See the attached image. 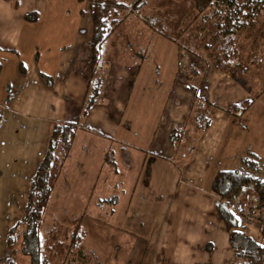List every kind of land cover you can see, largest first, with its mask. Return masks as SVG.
<instances>
[{
    "label": "crops",
    "instance_id": "1",
    "mask_svg": "<svg viewBox=\"0 0 264 264\" xmlns=\"http://www.w3.org/2000/svg\"><path fill=\"white\" fill-rule=\"evenodd\" d=\"M17 9L18 1L6 5V0H0V53L7 51L12 55L0 59V221L13 216L12 207L24 208L29 179L45 150L52 125L57 121L76 120L69 155L53 183L46 207L56 197L55 189L60 187L62 204L77 200L82 205L93 206L91 213H98L95 206L105 198H101L99 191L103 186L108 191L106 198H111L106 202L108 220L114 227V236L124 237L125 249L130 248L131 256L127 258L131 264H237L232 260L224 223L216 214L218 195L211 181L218 170L234 169L231 165L237 161L241 165L243 156L237 157L229 150L234 135L232 129L227 128L228 119L213 120L219 114L206 104L200 106L201 112L190 113L189 109L199 104L196 99H189L188 105L183 104L181 108L187 109L185 114L190 117L174 122L177 127L169 130L168 151L165 149L164 155H160L151 152V143L134 145L133 128L129 131L120 126L122 119L125 123L133 115L126 103L118 104L121 115L114 123L118 126L114 139L122 143L121 148L117 151L109 146L111 153L105 155V152L95 165L91 154L96 151V141L85 138L83 129L87 128L84 122L90 115L97 117L93 111L99 105V97L85 114L78 116L89 78L88 47L84 51L86 62L81 64L82 71H78L73 50L56 44L55 49L61 50L56 56L46 42H39L44 41L43 35H48L51 25L59 24L57 31L61 33L62 13H67L51 7L47 10L49 20L37 30L33 25L41 23L37 21L39 7L20 12ZM31 11L36 13V18L25 20L24 15ZM57 14L59 19L52 20ZM130 57L134 59L133 55ZM177 64L172 72L174 80L180 92L182 88L188 91L178 75ZM95 75L102 77L96 70ZM199 115L203 117H197ZM236 115L240 114L236 112ZM140 117L143 118L142 114ZM97 118L104 119L103 123L110 126L108 129L113 128V119H117L111 115L103 118L100 113ZM184 129L188 130L185 141L191 137L190 133L203 135L194 140L183 160L174 163L168 156L176 152L175 147L182 139H177L182 135L177 131L184 132ZM174 132L177 134L173 136ZM82 141L89 145V150L82 147ZM145 141L153 139L147 137ZM104 163L107 166L100 177ZM88 168L92 170V179L84 183L83 192L80 173ZM255 170L258 175L255 176L264 181V164ZM21 217L17 216L13 224ZM0 232V264H8L10 258L14 264H26L27 259L18 248H8L7 232L1 225Z\"/></svg>",
    "mask_w": 264,
    "mask_h": 264
},
{
    "label": "rangeland",
    "instance_id": "2",
    "mask_svg": "<svg viewBox=\"0 0 264 264\" xmlns=\"http://www.w3.org/2000/svg\"><path fill=\"white\" fill-rule=\"evenodd\" d=\"M12 1L15 0H6V5L11 4ZM16 1H18V12L35 10L39 7L37 21L41 23L33 25L37 30L41 24L49 20L47 10L51 7L63 9L67 13L66 15L62 13L64 18L61 33L57 31L59 24L56 23L54 27L51 25L48 35H43L44 41L39 42H46L50 52L55 53L56 56L61 51L59 48L55 49L56 44L65 45L69 50H73L75 59L77 58L78 61L77 70L82 71L81 64H84L87 59L84 51L88 47L87 39L90 37L91 30L87 1ZM133 1L129 0L128 3ZM210 13L211 11L208 10L196 15L189 0H145L137 13L132 11L129 14L127 9L123 10L120 15L121 21L101 46L96 73L102 75L103 84L98 96L99 105H96L93 111L97 117L100 113L103 118L111 115L117 119H113L111 129H108L109 124L103 123L104 119L93 118L91 115L90 119L84 122L87 128L83 129L85 131L83 136L85 134V138L96 141V151L91 154L95 165L97 159L102 158L105 152V155L111 153L109 146L110 149L117 151L121 148L122 143L114 139L115 127H118L114 123L119 120L120 106L123 103L127 104L133 117L125 123L122 119L120 126L129 131L131 127L133 128L134 145L151 143L153 146L151 152L164 155L165 149L168 151L169 148L166 143L169 130L177 127L174 122L188 116L185 114L187 109L183 110L181 107L183 104L188 105L189 99L192 98L196 99L199 107L197 106L198 109L193 107L191 110L188 108L190 113L201 112L200 106L206 104L211 105L213 111L222 115L216 114L213 120L228 119L227 128L232 129L234 135L230 141V152L237 157L251 156L259 166L264 164V11L256 15L252 24L242 28L234 36L236 57L225 70L217 68L214 62V57L218 56L216 51L218 41L211 49H206L204 46L210 25L214 21L213 16L206 15ZM59 17L57 14L52 20H57ZM203 17L204 20H202ZM78 35H80L79 40L76 39ZM0 55V59L5 56L7 59L12 57L7 51H1ZM132 55L134 59L130 57ZM24 57L29 56L24 55ZM176 62L179 63L177 64L179 73H177L181 81L185 82L188 91L182 88L180 92V87L174 80L172 72ZM190 95H192L191 98ZM243 98L249 100L247 108L240 115H236L235 112L233 114L232 104L240 103ZM66 107L67 103L64 104V108ZM141 119H143L142 124H140ZM182 131H177L182 133L177 136V139L179 137L182 139L178 147H175L176 152L168 156L174 163L183 160L191 150L194 140L203 135L201 132L190 133L191 137H187L185 141L183 138H186L185 131L188 130ZM176 134L174 132L173 136ZM147 137L152 138L153 141L146 142ZM82 147L90 149L89 145L83 141ZM171 148L173 150V147ZM84 166L89 167L87 164ZM106 166L107 163H104L100 177H103ZM240 166L239 161L231 165L232 168ZM256 171L248 170L252 176L256 175ZM80 178L84 192V185L92 179V170L89 168L84 170L80 173ZM96 183L99 184V182ZM78 191L81 194L80 190ZM99 191L101 198L111 200L109 197L106 198L108 191L103 186ZM60 193L61 188L57 187L54 192L56 197L53 198L51 205L45 208L40 225L42 244H50L54 250L58 251L53 254L49 264L132 263L127 258L128 255L130 258L131 253H129V247L126 248V252L124 237L120 239V236H114V227L108 220L106 202L97 201L98 207L95 206V208H98V213H91L94 207L90 204L82 205L77 200L62 204ZM241 196L242 192L236 198ZM252 206L255 212L247 216L245 231L255 240L264 241V233L261 231L264 223V208L257 207L256 201ZM23 209L20 205L12 207L10 213L13 216L0 221V225L6 232L8 227L13 225L12 221L17 216L23 215ZM78 217L81 218L83 239L80 246L71 248L69 237L73 227L72 220ZM21 229L22 226H19L18 231L20 232ZM50 229H56L58 233L51 234ZM19 240L20 236L17 242L8 245V248H18ZM115 242L118 247H115ZM54 243H60L59 250L55 248ZM43 250H45L44 247ZM24 257L27 259H24L26 264H29L28 257Z\"/></svg>",
    "mask_w": 264,
    "mask_h": 264
},
{
    "label": "trees",
    "instance_id": "3",
    "mask_svg": "<svg viewBox=\"0 0 264 264\" xmlns=\"http://www.w3.org/2000/svg\"><path fill=\"white\" fill-rule=\"evenodd\" d=\"M85 1L88 3L91 17V32L87 40L89 78L79 115L85 114L89 107L94 104L102 89V77L95 75L102 43L121 21L122 16L120 17V15L123 10L127 9L129 14L132 11L137 13L145 3V0H134L130 3H128L129 0ZM189 2L196 15L203 14L208 10L211 11L210 14L206 15L213 16L214 21L210 25L204 46L206 49H211L218 41L216 45L218 56L214 57V62L217 68L225 70L236 57L233 44L234 36L239 30L252 24L256 15L264 11V0H189ZM35 18L36 13L34 11L24 15V19L28 21ZM248 101L247 98H243L240 103H233L231 106L233 113H243L247 108ZM76 127V120L57 121L52 125L44 153L36 163L28 182L23 215L7 230L6 244L16 243L18 236H20L18 250L28 257L29 264H49L53 254L58 252L53 249L52 245L42 244L40 225L53 182L69 155ZM258 168L257 162L251 156H243L240 167L218 170L211 180L212 189L219 196L215 202L216 214L224 223L232 250V260L237 264H264V245L245 231L225 203L227 198H236L249 186L254 191L256 206L264 208V181L248 172L250 169ZM107 201L109 199L101 200V202ZM80 221V217L72 220L73 227L69 237L71 248L80 246L79 244L82 242L83 229ZM19 226H22L20 232L18 231ZM57 231L56 229L49 230L51 234H56ZM261 231L264 233V227ZM54 246L59 250L60 243H54ZM8 264H14L13 258H10Z\"/></svg>",
    "mask_w": 264,
    "mask_h": 264
},
{
    "label": "built area",
    "instance_id": "4",
    "mask_svg": "<svg viewBox=\"0 0 264 264\" xmlns=\"http://www.w3.org/2000/svg\"><path fill=\"white\" fill-rule=\"evenodd\" d=\"M255 201V194L251 187L247 186L245 190L242 192V196L240 198H227L225 203L236 220H238L239 224L246 229V222L248 221L247 216L252 215L255 210L253 209V203ZM264 227V223L262 225ZM264 238V237H263ZM260 244L264 245L263 240L257 239Z\"/></svg>",
    "mask_w": 264,
    "mask_h": 264
}]
</instances>
